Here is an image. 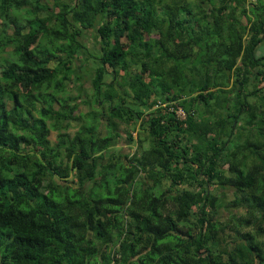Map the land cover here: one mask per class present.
<instances>
[{
	"label": "trees",
	"instance_id": "16d2710c",
	"mask_svg": "<svg viewBox=\"0 0 264 264\" xmlns=\"http://www.w3.org/2000/svg\"><path fill=\"white\" fill-rule=\"evenodd\" d=\"M40 10V0H0V52L17 58L0 70V264H264V2ZM79 30L99 40L86 103L99 108L70 135L76 97L58 94L80 81ZM122 124L145 132L124 161L110 151Z\"/></svg>",
	"mask_w": 264,
	"mask_h": 264
},
{
	"label": "rangeland",
	"instance_id": "374dc122",
	"mask_svg": "<svg viewBox=\"0 0 264 264\" xmlns=\"http://www.w3.org/2000/svg\"><path fill=\"white\" fill-rule=\"evenodd\" d=\"M192 2H195L196 0H190ZM264 2V0H262ZM40 3L43 5H46L47 8H49V10H43V11H38V16L41 18L43 16H48L49 13L51 12L52 9V5H53V0H40ZM24 8H22L20 10V13H17V10H14L15 14H18L19 17H21V21H23V19L26 17H28L30 15H28V13L26 12L27 8L28 10L30 9V4L29 3H25L24 4ZM55 12L58 11V8L56 7L55 10H53ZM51 22L54 23V19L51 18ZM40 23H36V26H39ZM53 30H57V28H55L54 26L52 27ZM7 33H12L13 29L11 27H9L7 30ZM81 35L79 36L80 41L84 44V47L87 50V54L86 52H74L72 55V61L73 63H76V65L78 66V74L81 75L80 77V81H75V76H71V82H68L66 84V88L65 91L63 93L58 94L60 99H64V98H75L74 102L78 104L77 110L74 112V116H75V120L71 121L70 126L65 130V132L69 133L70 135H73L80 127L81 124H83V122L85 121L86 118V113L88 111H90L91 109H98L99 107L96 105H92V104H86L87 100L89 99V96L91 94V87H90V79H89V75L88 72L91 69V62H93V58L95 57V48H98L99 45V40L98 37L95 33V30H88V31H81L79 30ZM39 44V45H38ZM37 44L38 47H43V49H47L49 51H54L55 47L53 45H48L49 43H47L46 38L42 37V40L39 41V43ZM258 56L264 55V44L259 46L257 48L256 51ZM91 58V59H90ZM90 59V62H89ZM17 60L16 56L13 54L12 51V47H8L5 51L0 52V70L2 69V67L6 66L10 61H15ZM84 62V63H83ZM96 63L97 62H93ZM3 67V68H4ZM75 67V65H73V68ZM122 74V72H121ZM109 79V78H108ZM80 85L82 87H80ZM121 84H116V86H114L113 90L116 93H120L121 91H123V88L120 87ZM260 87L264 88V83L260 84ZM82 90V92H80L79 90ZM263 93L264 90L262 89ZM58 105H55V108H57ZM102 109V108H101ZM108 109V108H107ZM103 110V109H102ZM181 118H184V114L181 113L180 114ZM127 126L122 124L120 126V138H118V140H116L113 145L110 147V151L111 153H113L116 157H118V155L120 156L121 160L124 161L123 156H129L131 155L135 149H136V144H137V140L138 139H143L145 136V132L143 130H141L138 126ZM99 129L102 132V134H106V130L104 127V123L102 122L99 125ZM128 133L131 134L132 140L130 141L128 139ZM57 134L58 131L56 130H51L50 134L48 136V140L51 142V144H54L57 141ZM69 180H72V177H69ZM210 190H212V192L217 195L218 197H220V200L223 204H226L228 201H230L232 199V192L230 190H219L217 189L215 186H212L210 188ZM228 217V213L225 211L224 208H221L219 211V215L218 218L221 221H225Z\"/></svg>",
	"mask_w": 264,
	"mask_h": 264
},
{
	"label": "built area",
	"instance_id": "2783aa9c",
	"mask_svg": "<svg viewBox=\"0 0 264 264\" xmlns=\"http://www.w3.org/2000/svg\"><path fill=\"white\" fill-rule=\"evenodd\" d=\"M176 113H177V115L180 117V114L183 113V112L181 111V109H178V110L176 111Z\"/></svg>",
	"mask_w": 264,
	"mask_h": 264
}]
</instances>
